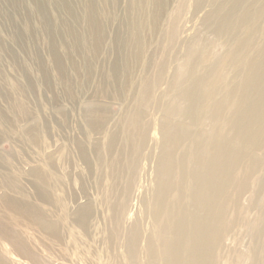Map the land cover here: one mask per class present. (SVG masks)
<instances>
[{"label":"rangeland","instance_id":"obj_1","mask_svg":"<svg viewBox=\"0 0 264 264\" xmlns=\"http://www.w3.org/2000/svg\"><path fill=\"white\" fill-rule=\"evenodd\" d=\"M158 1L0 0V264H148L144 248L156 240L149 207L166 122L201 134L213 126L164 112L189 84L199 104L195 82L177 81L186 51L201 46L192 62L204 55L202 72L196 69L207 75L239 40L243 22L264 8V0ZM135 12L146 13L139 48L127 25ZM256 25L262 29L263 19ZM263 33L254 34L252 46L264 45ZM237 76L228 70L229 80ZM155 78L139 110L144 137L120 215L111 194L120 166L108 159L126 151V123L143 81ZM202 137L210 149L212 139ZM189 146L175 147L187 171L180 156ZM256 152L253 167L235 166L234 181L244 189L235 196L236 213L228 211L234 222L213 264H264V148ZM243 167L249 175L239 173ZM133 227L138 252L129 260Z\"/></svg>","mask_w":264,"mask_h":264},{"label":"bare ground","instance_id":"obj_2","mask_svg":"<svg viewBox=\"0 0 264 264\" xmlns=\"http://www.w3.org/2000/svg\"><path fill=\"white\" fill-rule=\"evenodd\" d=\"M157 1L140 0L139 3L145 6ZM143 15L138 12L131 14L134 22L127 24L130 27L131 42L137 48L142 43L138 31L142 28V19H146ZM258 18H262L264 22L263 7H258L243 22L245 25H241L243 30H240L242 35L239 40L231 45L217 67L205 76L198 74L206 60L204 55L202 57L199 54L200 64L192 62L196 57L195 53H200L201 46H193L186 51L177 81L195 82V86L201 91L199 104L193 105L195 97L192 98L190 90H187L189 84L188 88L174 95L164 112L167 116L181 114L185 121L196 126L211 120L213 126L209 133L201 134L197 131L190 132L185 126H178V123L173 126L166 122L161 142L163 153L157 162L154 199L149 207L156 240L144 248L148 264H213L221 253L224 239L234 222L228 211L232 208L236 213L238 205L235 196L244 189V186L234 181L237 178L235 166L249 161L251 168L257 162L256 150L264 148V127L258 126L260 122H264V108L260 112L258 109L259 104L264 107V69L259 63L264 59V45L252 46L254 34L264 32V25L262 29L256 28ZM222 33L225 32H220ZM255 47L257 49L253 55ZM227 69L238 71L237 78L234 77L236 81L229 80ZM147 79L142 83L137 110L134 109L130 119H126H129L126 123L129 126H125L124 134L126 151L123 148L117 156L108 159L111 167L120 166L119 173L114 175V190L110 192L114 202H117L115 204L119 206L120 215L122 209H125L123 207L127 206V195L133 183L134 162L144 137L139 110L149 100L151 88L156 82V78L151 82ZM215 96L219 98L215 100ZM187 100L192 105L186 103ZM188 105L195 110L189 111ZM248 118L251 121L245 123L243 120ZM205 135L212 139L210 149L207 148L206 139L202 137ZM185 142L190 146L184 152L181 151L180 161L186 164L185 167H190L189 171L182 168L181 163L175 159L176 145L181 147ZM208 153L211 155L208 156ZM249 168L239 170V173L249 175ZM137 233L136 228H131L127 245L129 260L135 258L138 252Z\"/></svg>","mask_w":264,"mask_h":264}]
</instances>
